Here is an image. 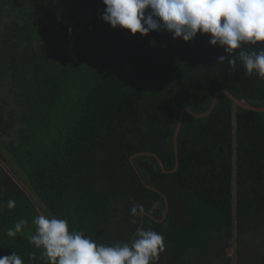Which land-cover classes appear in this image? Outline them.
I'll list each match as a JSON object with an SVG mask.
<instances>
[{"label":"trees","instance_id":"trees-1","mask_svg":"<svg viewBox=\"0 0 264 264\" xmlns=\"http://www.w3.org/2000/svg\"><path fill=\"white\" fill-rule=\"evenodd\" d=\"M104 8L0 0V256L47 264L29 243L45 214L98 244L154 230V264H233L234 247L236 264H264V112L222 93L208 116L185 113L178 155L174 140L180 112H207L221 90L264 106V79L217 62L210 34L133 35Z\"/></svg>","mask_w":264,"mask_h":264},{"label":"clouds","instance_id":"clouds-1","mask_svg":"<svg viewBox=\"0 0 264 264\" xmlns=\"http://www.w3.org/2000/svg\"><path fill=\"white\" fill-rule=\"evenodd\" d=\"M105 5L101 19L113 28L130 30L147 36L152 31H167L174 39L192 41L198 33L210 34L209 43L220 46L226 55L218 58L236 71L237 62L243 70L264 79V0H102ZM245 45L253 47L245 50ZM16 206L14 200L7 207ZM157 205H153L155 208ZM144 211L134 205L131 214ZM29 243L42 249L47 264H154L164 250V237L154 230L140 228L129 242L98 244L83 231L71 229L66 219L39 214ZM135 223V221H133ZM27 224L19 220L7 231L15 237ZM0 264H24L13 251L0 256Z\"/></svg>","mask_w":264,"mask_h":264},{"label":"water","instance_id":"water-1","mask_svg":"<svg viewBox=\"0 0 264 264\" xmlns=\"http://www.w3.org/2000/svg\"><path fill=\"white\" fill-rule=\"evenodd\" d=\"M222 93H225L227 94L232 100H233V103H234V106L236 107V105H241L242 107L244 108H248V109H252V110H256V111H262L264 112V106L260 107V106H253L249 103H247L245 100H242V99H239L238 97H236L234 94H232L230 91L228 90H221L219 91L216 95H215V98H214V103H213V106L207 111V112H204V113H195L193 112L191 109L189 108H185L183 109L181 112H180V118H179V122L177 124V127H176V130H175V137H174V140H175V148H176V153L178 155V135H179V132L181 130V127H182V124H183V121H184V116H185V113L188 112V113H191L192 115L196 116V117H206L208 116L210 113H212L211 111L214 109L217 101H218V98H219V95L222 94ZM235 117V116H234ZM234 131H236V126H234ZM162 167H163V170L166 171V172H169L164 164L162 163ZM235 183V181H234ZM22 185V184H21ZM237 200V197H236V193L234 192V204H235V201ZM236 206V205H235ZM236 213H237V209L236 207L234 208V216H235V219H236ZM168 215V207L166 208V213L163 217V219H165ZM236 234H237V231L236 229L234 230V236H233V240L236 239ZM232 253L234 255V263L233 264H236V248L234 247L233 250H232Z\"/></svg>","mask_w":264,"mask_h":264},{"label":"rangeland","instance_id":"rangeland-1","mask_svg":"<svg viewBox=\"0 0 264 264\" xmlns=\"http://www.w3.org/2000/svg\"><path fill=\"white\" fill-rule=\"evenodd\" d=\"M232 252V250H229V253Z\"/></svg>","mask_w":264,"mask_h":264}]
</instances>
